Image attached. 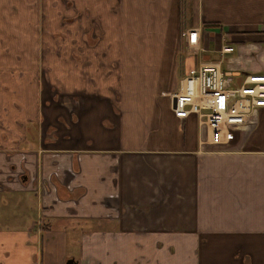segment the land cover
Instances as JSON below:
<instances>
[{
    "label": "crops",
    "instance_id": "crops-1",
    "mask_svg": "<svg viewBox=\"0 0 264 264\" xmlns=\"http://www.w3.org/2000/svg\"><path fill=\"white\" fill-rule=\"evenodd\" d=\"M209 61L264 73V0H0V264H264V108L215 136L165 95Z\"/></svg>",
    "mask_w": 264,
    "mask_h": 264
},
{
    "label": "built area",
    "instance_id": "built-area-1",
    "mask_svg": "<svg viewBox=\"0 0 264 264\" xmlns=\"http://www.w3.org/2000/svg\"><path fill=\"white\" fill-rule=\"evenodd\" d=\"M180 37L186 49H202L197 27L181 31ZM232 49L223 42L218 51L224 54ZM165 95L175 117L192 115L210 134H230L254 124L258 110L264 108V73L236 80L224 74L218 62H199L187 69L174 91Z\"/></svg>",
    "mask_w": 264,
    "mask_h": 264
},
{
    "label": "rangeland",
    "instance_id": "rangeland-1",
    "mask_svg": "<svg viewBox=\"0 0 264 264\" xmlns=\"http://www.w3.org/2000/svg\"><path fill=\"white\" fill-rule=\"evenodd\" d=\"M69 4V3H68ZM70 9V8H69ZM100 31L97 29V27L95 26V24L93 23V24H91V27H90V31H89V33H88V36H89V44H88V46H89V48L90 47H92V48H95V47H97V46H95V45H97L99 42H100ZM46 73H43V75H45ZM45 79H47V78H45ZM93 79V78H92ZM48 80V79H47ZM43 91H44V96H45V98H44V100H48L49 102H52L53 101V99L54 100H56V99H59V97H62V94H65L64 92H61V91H59V89L57 88V87H49V86H44L43 88ZM77 89H75V90H72L73 92L72 93H75V91H76ZM79 90V89H78ZM80 90H83V89H80ZM142 89H140V91H141ZM108 92H109V96H114L115 98L117 97V96H119V93H117L118 91L116 90V89H111V88H108ZM170 92H172V91H170ZM77 93V92H76ZM81 94H83V92H81ZM165 96V95H164ZM89 100H85L84 101V110L85 111H88V108H89V103H88V101H90L91 100V108H93L98 102H100V101H102L103 99H106V98H104V97H101L99 94H98V92L96 91V89H93V90H91L90 92H89ZM103 98V99H102ZM166 98H167V96H166ZM102 99V100H101ZM108 100H107V102L109 101V103H111L112 102V100L111 99H109V98H107ZM76 106L78 107L77 108V110H79L80 108H82L83 107V105H81L78 101H77V104H76ZM109 106H110V104H109ZM118 117V116H117ZM71 122H72V124H74V122H75V119H74V116L71 118ZM101 122V124H104V121H103V119L100 121ZM47 127H49V125L47 126ZM37 260V259H36ZM38 262V261H37Z\"/></svg>",
    "mask_w": 264,
    "mask_h": 264
},
{
    "label": "water",
    "instance_id": "water-1",
    "mask_svg": "<svg viewBox=\"0 0 264 264\" xmlns=\"http://www.w3.org/2000/svg\"><path fill=\"white\" fill-rule=\"evenodd\" d=\"M69 263L71 262V260L68 261Z\"/></svg>",
    "mask_w": 264,
    "mask_h": 264
}]
</instances>
